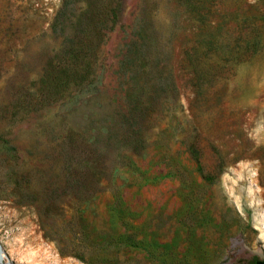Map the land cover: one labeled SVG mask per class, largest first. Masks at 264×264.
Returning <instances> with one entry per match:
<instances>
[{"label":"rangeland","instance_id":"374dc122","mask_svg":"<svg viewBox=\"0 0 264 264\" xmlns=\"http://www.w3.org/2000/svg\"><path fill=\"white\" fill-rule=\"evenodd\" d=\"M0 249L264 259V0H0Z\"/></svg>","mask_w":264,"mask_h":264},{"label":"trees","instance_id":"16d2710c","mask_svg":"<svg viewBox=\"0 0 264 264\" xmlns=\"http://www.w3.org/2000/svg\"><path fill=\"white\" fill-rule=\"evenodd\" d=\"M247 264H264V259L260 260L257 258H253L250 261H248Z\"/></svg>","mask_w":264,"mask_h":264},{"label":"water","instance_id":"95a60500","mask_svg":"<svg viewBox=\"0 0 264 264\" xmlns=\"http://www.w3.org/2000/svg\"><path fill=\"white\" fill-rule=\"evenodd\" d=\"M251 254H253V253H251ZM2 261H3V257H2V252H1V249H0V264H3Z\"/></svg>","mask_w":264,"mask_h":264}]
</instances>
